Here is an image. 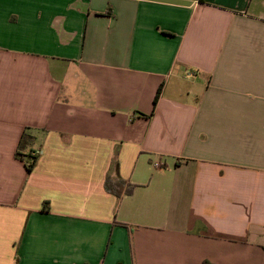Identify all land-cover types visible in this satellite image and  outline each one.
Segmentation results:
<instances>
[{"label": "crops", "instance_id": "0c3cea01", "mask_svg": "<svg viewBox=\"0 0 264 264\" xmlns=\"http://www.w3.org/2000/svg\"><path fill=\"white\" fill-rule=\"evenodd\" d=\"M0 264H264V0H0Z\"/></svg>", "mask_w": 264, "mask_h": 264}, {"label": "trees", "instance_id": "16d2710c", "mask_svg": "<svg viewBox=\"0 0 264 264\" xmlns=\"http://www.w3.org/2000/svg\"><path fill=\"white\" fill-rule=\"evenodd\" d=\"M160 92L157 94L154 103H157ZM33 141V137L29 133H25L19 144L16 156L18 159L25 163L28 173H31L37 166L39 156H34L33 152L26 151ZM135 189V185L131 184L128 181H125L120 178H114L112 176H107L105 180V190L121 199L125 195H131ZM44 210L48 211V204L44 205Z\"/></svg>", "mask_w": 264, "mask_h": 264}, {"label": "built area", "instance_id": "2783aa9c", "mask_svg": "<svg viewBox=\"0 0 264 264\" xmlns=\"http://www.w3.org/2000/svg\"><path fill=\"white\" fill-rule=\"evenodd\" d=\"M34 156H38L39 155V152H35L33 153Z\"/></svg>", "mask_w": 264, "mask_h": 264}]
</instances>
